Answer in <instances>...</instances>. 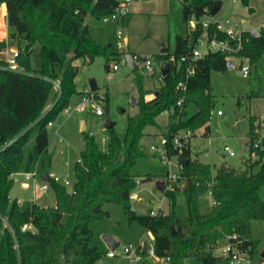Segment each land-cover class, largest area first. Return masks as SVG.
<instances>
[{
	"label": "trees",
	"instance_id": "trees-1",
	"mask_svg": "<svg viewBox=\"0 0 264 264\" xmlns=\"http://www.w3.org/2000/svg\"><path fill=\"white\" fill-rule=\"evenodd\" d=\"M217 1L180 0L182 21L188 23L193 18L195 26L185 37L176 36L172 54L159 55L168 63V74L161 78L154 99L144 100L138 81V113L128 118L123 138H119L113 128L108 130L110 138L104 150L97 147L93 137L83 132L85 147L79 162L73 166L72 188L67 189L48 177L45 183L53 192L55 203L52 207H40L30 202L19 206L16 200H10L13 176L31 172L41 177L50 174L47 126L68 107L71 95L76 94L73 79L77 70L71 65L72 61L83 59L92 63L95 57L101 56L109 63L119 60L122 53H132L118 52L115 44L117 25L101 22L113 12L117 0H2L7 24L14 31L11 38L26 42L24 48L18 50L17 68L59 81L63 92L57 106L43 121L0 154V215L8 219L16 232L22 264H95L102 254L92 244L91 224L106 216L103 206L108 203L118 205L129 224L136 223L144 232L150 233L155 256L169 258V264H182L185 259L216 264L221 257L215 252L223 243L252 256L256 244L251 238V226L254 222H264L263 156L256 161L248 157L242 170L221 166L214 175L209 165L191 160L188 147L178 150L170 144L168 158L177 156L179 160H187L179 172L183 187L179 188L176 182L170 190L164 188L163 191L169 201L170 213L137 215L130 199L137 185L131 168L142 156L140 141L144 129L156 126L157 117L171 112L167 133L163 136L169 142L179 131L189 130L193 134L202 128L208 131L210 94L205 89L209 86L211 73L229 69L230 57H246L252 66L264 57L262 29L261 36L249 39L237 54L210 52L199 60H191L195 41L204 32L212 34L215 30L214 26L204 30L200 21L211 15ZM239 1L247 6L249 0ZM125 25L126 16L119 22L120 27ZM218 38L224 37L220 34ZM35 46L40 61L38 70L30 66ZM5 49L6 42L0 41V52ZM183 56L190 59L179 63ZM56 65L61 69L60 74L55 72ZM0 66L8 67V64L0 60ZM189 67L192 74L187 77ZM181 82L186 83L185 93L176 89ZM55 97L56 90L51 84L0 71V147L32 123ZM180 98L182 103L177 106ZM190 105L195 108L192 115L187 112ZM255 129L251 120L248 142L258 139ZM33 136V143L28 148ZM185 181H188L186 188ZM179 194L186 202L184 217L175 213ZM206 194L210 195L212 206L208 213L202 214L199 200ZM24 225L30 228L22 230ZM140 255L146 256L142 249ZM16 263L12 234L0 221V264Z\"/></svg>",
	"mask_w": 264,
	"mask_h": 264
},
{
	"label": "rangeland",
	"instance_id": "rangeland-1",
	"mask_svg": "<svg viewBox=\"0 0 264 264\" xmlns=\"http://www.w3.org/2000/svg\"><path fill=\"white\" fill-rule=\"evenodd\" d=\"M174 6L168 15L154 14L146 17L141 23L133 24L124 35L129 40V46L125 49L129 53H134L139 57L135 62L137 69L131 71L127 65L121 66V59L106 62L104 57L97 56L92 63H86L83 59H75L71 65L77 70L73 79V86L76 94L69 98V115L63 110L58 113L54 120L47 126L49 139L48 152L51 156L49 175L57 177L59 181H68L67 189H71L74 183L72 173L73 166L79 160L80 153L84 150V134L81 132L82 124L85 126V133L93 137L95 144L104 150L109 142L110 133L106 129V121L114 124L113 131L123 138L128 118L138 113L137 99L140 95L138 81L141 84L144 100L154 99L157 89L161 86L159 79L160 69L163 61L159 58L161 43L172 54L175 47L176 36L185 37L195 23L182 21L180 3L173 0ZM221 8L214 15L218 20L232 19L242 22L246 28L258 27L264 23V0H249L247 6H243L239 0H218ZM4 5L0 4V27L1 38L6 42L7 58L12 56L14 50L23 49L26 42L23 39H12L11 29L4 18ZM88 20L86 19V22ZM3 41V40H2ZM128 47L130 49H128ZM204 52V49L199 48ZM148 57L152 60V74H146L143 69L142 59ZM231 68L225 72H212L210 82L205 92L210 94L209 120L207 123L208 134L205 130L195 131L191 138L185 143V147L190 150V158L199 164L209 165L212 174L221 166L235 170H242L245 160L248 159V134L251 120L256 125L255 133L258 138H264V57L256 65H250L249 75L244 78L240 73L241 64H245L241 58H229ZM118 64V70L106 69V66ZM30 66L33 70H38L40 61L38 57V47H34V52L30 56ZM55 72L61 73L59 65L55 66ZM94 79L97 90L94 92L98 105H101L103 115L97 117L92 113L93 104L82 103L84 88H88V80ZM100 97L103 98L100 101ZM105 97L108 101L105 102ZM148 99V100H147ZM188 115L195 112L194 106L187 108ZM220 112V115H218ZM165 112L156 119V126L146 127L141 138L140 146L142 156L138 157L131 168V173L135 181L151 178L150 182L136 185L131 200L134 211L137 215H149L154 213L169 214L171 208L168 199L163 192L158 190L157 183H163L166 190H170L172 184L167 182L168 175H178L180 169L176 159L161 158L157 152H151L150 146L159 144L160 137L167 133L169 114ZM155 133L156 140L148 136ZM34 136L28 143L30 148ZM61 140V143L58 142ZM106 142V145L103 143ZM228 146L234 157H229L223 153V147ZM14 186L10 192V197L22 199L35 198V202L41 207H52L54 202L53 192L48 189L40 191L42 184L41 175L36 174L34 178L26 180L23 174L15 176ZM61 183V182H60ZM26 184V187H22ZM174 184V183H173ZM184 181L178 183L182 188ZM264 199V193L262 195ZM23 203V201H22ZM32 203V202H30ZM202 214L210 211L212 200L209 194L202 196L199 200ZM106 216L91 224L92 244L102 254V257L95 264H128L126 255L123 254V247H135L140 242L146 241L152 244L153 237L150 233L144 232L136 223L129 224L126 216L120 207L113 203L103 206ZM175 213L180 217L186 216V202L182 195H177ZM252 241L256 244L252 256L245 255L251 264H264V222H254L251 226ZM103 236L114 239L118 247L114 250L115 257L108 258L109 251L103 242ZM223 243L220 247H224ZM220 249L215 253L219 255ZM163 259L147 258L144 264H163ZM182 264H203L195 259H185ZM216 264H227L223 258ZM240 264H249L242 261Z\"/></svg>",
	"mask_w": 264,
	"mask_h": 264
},
{
	"label": "built area",
	"instance_id": "built-area-1",
	"mask_svg": "<svg viewBox=\"0 0 264 264\" xmlns=\"http://www.w3.org/2000/svg\"><path fill=\"white\" fill-rule=\"evenodd\" d=\"M132 1L133 0H117V5L115 9L113 10V12L109 16L104 17L101 21L102 24L104 25L105 24H116L117 25V28L115 31V44H116V48L118 52H124L126 50L123 30H122V27L119 26V22L123 17L127 15L129 4ZM191 21L194 22L193 18H191ZM200 25H201V28H203L204 30H207L210 26H214L215 30L212 34H208L204 32V34L195 41L194 47L190 55V58L192 61L199 60L210 52H221V53H227L229 55L237 54L238 52L242 51L244 43H247L248 40L251 38L260 37L261 30L264 29V25H259L258 27H254V28H246L244 27L242 22H238L232 19L218 20L212 15L204 16L200 21ZM194 26L190 30L187 31L186 35H188L189 32H191L194 29ZM220 34L223 35L224 37L223 39L218 38V35ZM199 48L204 49V52L200 51ZM125 55L127 54L125 53L121 54V57H120L121 66L127 65L124 59ZM17 56H18V51L12 52V56H10L9 59L6 61L8 64V67L17 68V61H16ZM131 56H132L134 63L137 60H139V57L137 55L132 54ZM190 58H188V56H183L180 58L179 63L185 62L186 60ZM230 58H235V57H230ZM241 59L244 60L245 64H241L240 73L242 77L246 78L249 75V71H250L249 60L246 57L241 58ZM170 60L173 61L174 58L171 57ZM142 63H143V69L145 73L152 74L153 68H152L151 58H148V57L143 58ZM118 67H119L118 64L115 63L110 67V69L112 71H117ZM186 73H187V77L191 75L192 68L189 67L186 70ZM161 78L163 77L161 76V73H160L159 79ZM176 89L182 93H185L186 83L185 82L178 83ZM102 100L103 98L100 97V101ZM82 103L93 104L94 108L92 109V113L95 116L101 117L103 115L102 107L101 105L97 104L94 92H91L88 88L85 89L82 93ZM181 103H182V99L180 98L179 101L176 103V105L180 106ZM69 109L70 108L67 107L63 110V112L65 114H68ZM218 115H220V112H218ZM191 136H192V132H190L189 130L179 131L171 137L170 142L166 138L162 137L160 139L159 144H153L150 146L149 149L151 152L159 153L161 158L163 159L167 158L169 162L171 159H176L178 162V168L181 169L182 166L180 165L179 163L180 160L178 159L177 156L168 158L167 147L168 145L171 144L172 148L181 150L185 146V143H187L188 140L191 138ZM263 139L264 138H258L254 140L253 142H248L249 158L252 161L258 160L260 156H263L262 161H264ZM103 143L106 145V142L104 140H103ZM223 153L229 157H234V152L228 146L223 147ZM77 162H79V160H77ZM23 175L26 180H29L36 176V172L24 173ZM49 177L54 179L57 182H61L64 186H67L69 184L66 179L59 181L57 177H54L53 175H49ZM179 181H180L179 174L178 175L176 174L168 175L167 177L168 183H171V184L176 183V182L179 183ZM48 189H49L48 185L45 182H42L40 186V191L45 192ZM130 199L131 200L135 199V196L131 195ZM16 204L20 206L22 204V201L17 199ZM149 214L152 216H155L158 213H154L151 211ZM28 228L30 227L24 225L22 227V230H25ZM140 249H142V244L136 245L135 247H132V246L123 247L122 252L124 255H126L128 264H144V261L147 258H153L157 260L159 259L154 254L152 244H147L146 251H145V254H146L145 257L140 255ZM245 255L246 253L239 252L235 249L234 246L226 243L224 247L220 249V253L218 256L223 258V260H225L227 264H240L242 261H247L249 264H251V261L247 260L245 258ZM106 256L108 258H113L115 257V253L114 251H108L106 253ZM162 263L169 264V258L163 259Z\"/></svg>",
	"mask_w": 264,
	"mask_h": 264
},
{
	"label": "water",
	"instance_id": "water-1",
	"mask_svg": "<svg viewBox=\"0 0 264 264\" xmlns=\"http://www.w3.org/2000/svg\"><path fill=\"white\" fill-rule=\"evenodd\" d=\"M1 2H2V0H0V4H1ZM220 7H221V2L217 1L215 4V8L211 11L210 14L212 16H214L218 12ZM161 46L162 47H161L160 54H167L168 49L164 46L163 43H161ZM124 59L126 61L128 68L131 71H135L138 68L137 65L134 63L131 54L125 55ZM227 65H228V68H231L232 64L229 61L227 63ZM0 71L10 72V73H14V74L21 75L24 77H29V78L44 81L48 84H51L54 87V89L56 90V97H55L54 101L47 108H45V110L32 123H30L27 127L22 129L11 140H9L6 144H4L3 146L0 147V154H2L7 149L11 148L13 145H15L17 142H19L22 138H24L33 128H35L41 121H43L54 110V108L57 106V104L61 100L63 92H62L60 82L57 80H53L47 76H43L41 74L33 73V72H26V71L20 70L18 68H10V67H4V66H0ZM160 73H161V76L163 78L166 77V75L168 74V63L167 62L163 63L161 70H160ZM88 87H89V90L91 92H95L97 90L96 81L94 79L88 80ZM105 127L107 130H111L114 127V124L112 122H110L109 120H107ZM84 130H85L84 124H82L81 132H83ZM179 163L181 166H185L187 163V160H180ZM48 177H49V175L45 174L41 177V180L43 182H47ZM150 181H151V178L148 177V178H145L142 180H138L136 183H137V185H141L143 183H147ZM187 185H188V181H185L184 188H186ZM157 188H158V190L163 192L164 191V184L163 183H157ZM0 221L4 224V226L6 228H8V230L12 234V238H13V242H14V249L16 251V258H17L16 264H22V256H21V252H20V246H19V243L17 240L15 230L13 229L12 225L9 223L7 218L0 215ZM102 239H103L105 246L107 247V249L109 251H114L118 247V245L115 243L113 238H111L109 236H103ZM146 247H147V242L144 241L142 244V252L146 251ZM262 257H264V254L262 255Z\"/></svg>",
	"mask_w": 264,
	"mask_h": 264
},
{
	"label": "crops",
	"instance_id": "crops-1",
	"mask_svg": "<svg viewBox=\"0 0 264 264\" xmlns=\"http://www.w3.org/2000/svg\"><path fill=\"white\" fill-rule=\"evenodd\" d=\"M179 3H180V1H179ZM2 5H4V4H2ZM174 5L175 4H174V1L173 0H133L129 4V7H128V13L126 15V25H125V27L122 28V30H123V36H124V41H125V48L127 46H129V43H128L129 40L124 35V32L127 31L131 25L136 24V23H141L144 19H146V17L152 16L154 14L168 15V14H170L171 9H172V7ZM180 10L182 12L181 3H180ZM3 15H4V18L6 19V9H5V6H4V13H3ZM259 25H264V23H261ZM0 29H1V27H0ZM0 33H2L1 30H0ZM0 36H1V34H0ZM2 40L4 41V39H0V41H2ZM128 49H130V48L128 47ZM14 51H17V50H14V48H12V52H14ZM7 54H8V52H7V47H6V49L4 51L0 52V60L7 61L9 59V57L8 58L6 57ZM132 54H134V53H132ZM110 67L111 66H106V69L108 70V69H110ZM85 89H87V88H84L83 91ZM82 93H79V94L82 96ZM69 114L70 113H68L66 115L68 116ZM84 128H85V126H84ZM202 129H200L199 131H202ZM83 132H85V130ZM205 134H208V131H205ZM148 136L151 137L152 140L155 141L157 135L155 133H151L150 135L148 134ZM162 137H160V138H162ZM58 142L61 143V141H59V140H58ZM247 146H248V142H247ZM248 156H249V151H248ZM15 176L16 175L13 176L14 182H15V179H14ZM26 186H27L26 184H22V187L23 188L26 187ZM11 191H12V189H11ZM9 198H10V200H17V199H19V200L23 201V203L24 202H32V203H35L36 204L34 197L33 198L27 197V199L24 200V199L19 198V197L12 198L9 195ZM54 203L55 202H53V205L52 206H54ZM143 242H140L139 244H143ZM139 244H137V245H139Z\"/></svg>",
	"mask_w": 264,
	"mask_h": 264
}]
</instances>
